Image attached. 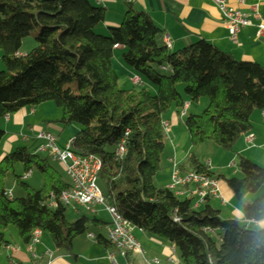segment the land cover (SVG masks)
I'll use <instances>...</instances> for the list:
<instances>
[{
  "label": "trees",
  "instance_id": "obj_1",
  "mask_svg": "<svg viewBox=\"0 0 264 264\" xmlns=\"http://www.w3.org/2000/svg\"><path fill=\"white\" fill-rule=\"evenodd\" d=\"M121 25L96 34L106 11L88 0H0V120L23 110L54 104L57 124L75 127L70 150L77 157L100 161L97 185L107 207L143 234L174 248L180 264H264V170L240 159L241 179L215 177L194 156L187 164L198 176L222 181L238 204L243 223L223 220L210 200L195 209L167 188L154 185L165 151L163 116L188 102H207L201 115L184 119L192 147L211 143L234 154L236 142L251 130V117L264 113V68L236 62L205 42L171 53L162 34L144 14L126 4ZM33 33L35 47L20 50ZM114 48L121 62L140 79V88L120 89L112 67ZM165 70L167 76L158 72ZM182 88V94L176 90ZM153 90L150 92L146 89ZM4 134L0 132V143ZM123 144L124 155L116 157ZM21 166L42 179L33 191L14 175ZM10 177L23 197L5 198ZM69 189L49 162L18 148L0 161V252L7 248L3 233L12 227L23 246L31 234L48 236L53 248L71 253L73 243L92 235L103 248L106 224L97 217L66 220V209H50L51 198ZM262 194L253 202L248 200Z\"/></svg>",
  "mask_w": 264,
  "mask_h": 264
},
{
  "label": "crops",
  "instance_id": "obj_2",
  "mask_svg": "<svg viewBox=\"0 0 264 264\" xmlns=\"http://www.w3.org/2000/svg\"><path fill=\"white\" fill-rule=\"evenodd\" d=\"M222 1L227 9L247 16L252 24L251 28L242 29L239 32L237 36L238 46H234L229 42L227 32L223 27V18L218 9L208 0H134L130 6L133 10L146 15L151 20L153 26L162 34L161 44L164 45V40L167 41L171 53L188 49L199 42H205L220 52L231 56L236 62L257 64L264 68V38H256V27L259 24L264 26V0ZM88 2L92 6L106 11L104 24L100 26L102 34L107 35L109 30L117 29L121 25L126 11L124 0H101L99 5L96 4L95 0H88ZM254 7L257 8L259 22L251 18L252 8ZM121 55L122 50L120 48L114 49L112 67L118 77L119 88L129 90L132 88L130 78L133 75L123 66ZM160 71L162 73L166 72L165 70ZM167 75H169V72H167ZM146 89L153 92L149 87H146ZM198 103L194 105H198ZM190 109L191 105H188L186 112ZM35 117L36 112L30 109L29 113H25L23 110L11 118L7 117V120L4 119L6 121L2 132L4 138L0 143V161L16 149L26 147L20 146V142L15 141L16 137H19V134L24 132H27V134L31 132L33 136L30 140H33L40 133L54 138L55 136L51 135L49 131L59 132L60 138L64 135L67 136L66 145L78 133L77 128L70 126L60 131L59 128L50 126L43 130L41 123L48 125L51 122L45 120L37 122L36 119H32ZM28 119L31 120V123H29L30 121L27 122ZM183 119L184 117L180 116V111L175 109H171L163 116V124L168 127L169 133L165 135V151L160 163V168L163 164L165 172L162 176L158 175L155 178L158 184L156 187L168 188L172 175L171 165L177 167L179 177H185L194 171L187 164L188 158L191 155L194 157L196 155L192 154L189 148V137L184 129ZM248 137L254 138V143H248ZM32 145L30 144V146ZM234 151V154H226L227 156H224V162H215V165L211 161L201 164L196 157L195 159L200 166H208L209 172L213 173L215 177L220 176L224 180L237 178V172L233 177L222 175L221 172L227 173L226 171L230 170V166L232 168L235 167L233 162L239 163L240 159H244L264 170V120L262 119V113L255 112L252 115L251 130L246 136L241 137L236 142ZM229 156L231 160H228ZM5 189L11 194L13 193V188L7 189L5 186ZM217 189L219 197L210 200V206L212 207V203H215L217 207L212 208L220 213L221 219L232 220L242 224L244 221L238 204L224 182L217 181ZM177 193L179 194L178 198L181 200L197 202L196 188L193 186L178 189ZM257 198L256 196L250 198L248 202L251 203ZM201 208L202 204L197 209ZM75 213L76 215L78 214L77 212ZM78 218L79 216L77 215ZM97 218L102 220L99 217ZM102 221L107 224L104 220ZM252 225L260 229L264 228V222ZM6 231L3 235L8 246L0 252V264H111L108 259L110 256H113L116 264H146L145 261L155 259L159 260L161 264H168L166 260L172 256V247L156 241L143 233H136L134 236L143 253V257L130 255L126 258H121L113 248H103L95 242H88L84 238L77 239L73 243L72 251L69 254L56 251L52 245L46 241L44 242L42 236L38 243L29 251L26 246L22 245L16 232H14L15 234L9 232V235H7L8 232L6 233ZM174 258L179 262L177 254H175Z\"/></svg>",
  "mask_w": 264,
  "mask_h": 264
},
{
  "label": "built area",
  "instance_id": "obj_3",
  "mask_svg": "<svg viewBox=\"0 0 264 264\" xmlns=\"http://www.w3.org/2000/svg\"><path fill=\"white\" fill-rule=\"evenodd\" d=\"M99 5L101 0H95ZM126 4H131L134 0H124ZM219 11L223 18V27L227 32L229 42L234 46H238L237 36L242 29L251 28L252 24L248 17L241 15L236 11H232L226 8L225 3L222 0H208ZM251 18L259 22V16L257 14V8H252ZM256 38H264V26L259 24L256 27ZM164 46L169 50V44L164 40ZM117 49V48H114ZM130 84L133 88H140V79L136 76L130 78ZM188 105L185 104L180 110V116L185 117ZM7 120V118H5ZM262 119L264 120V113H262ZM5 120V121H6ZM164 133H169L168 127L163 125ZM19 142L22 145H28L27 149L33 156H39L46 159L49 163L60 166L68 180L69 189L67 192L61 194L55 203L51 198L50 209H56L59 205L63 208L77 207L83 209L89 217H97L99 213L103 212L109 217V223L105 225L102 230V235L106 243L111 245L121 258H126L129 255H139L143 257V253L135 241V234L142 233L139 229L121 219L116 212L106 206L103 194L99 190L97 185V177L101 169L100 161L93 157H77L71 150L70 145H66L64 148L58 147L56 140L47 134H37L33 140L20 135ZM247 142L254 143V138L248 137ZM124 155L123 144L119 146L116 151V157L121 158ZM172 175L170 178V185L167 190L174 193L178 197L177 190L187 186H193L196 188L197 202L194 206L198 208L206 199H217L218 189L217 181L198 176L195 172H191L185 177H179L177 167L171 165ZM208 167V166H207ZM29 176V175H28ZM5 198L9 201L12 200L11 192L5 193ZM74 209V208H73ZM41 237L39 231H34L31 234L30 244L27 249L36 245ZM88 242H94L92 235L86 236ZM172 256L166 260L168 264H180L175 260L176 254L174 248L171 249ZM109 262L116 264L113 256H110ZM146 264H161L159 260L145 261Z\"/></svg>",
  "mask_w": 264,
  "mask_h": 264
},
{
  "label": "rangeland",
  "instance_id": "obj_4",
  "mask_svg": "<svg viewBox=\"0 0 264 264\" xmlns=\"http://www.w3.org/2000/svg\"><path fill=\"white\" fill-rule=\"evenodd\" d=\"M96 34L103 37V38H106L108 37V34L107 35H104L100 32V27H98L96 29ZM36 36V33H33L29 38H27L26 40L23 41L22 43V47H21V50H20V54L21 55H26L28 53H30L32 51V49L35 47L34 45V37ZM3 70L2 68V64H1V54H0V72ZM158 74L160 76H166L167 75V72L165 73H162V72H158ZM121 89V88H120ZM176 90L178 91L179 94H182V88L179 86L176 88ZM187 105H191V109L186 112V115L184 117V119L189 116V115H193V116H198V115H201V113L205 110V108L207 107V102L205 100H200L198 105H194V104H191V103H186ZM29 110L30 109H26L24 110L25 113H29ZM34 112H36V117L35 118H32V119H36L37 122L39 121H50L51 123H49L48 125H44L42 124L41 122V125H42V128L43 130H45V128L47 126H50V127H57L59 128V131L61 129H63L60 125H56L58 122V119H60V112L56 109V107L54 106V104H45V105H42V106H39L37 108H34L32 109ZM12 116H10L11 118ZM30 118V117H29ZM31 119V118H30ZM28 119L27 122L31 123V120ZM183 119V121H184ZM57 120V121H56ZM36 122V123H37ZM47 123V122H46ZM56 123V124H55ZM5 127V121L4 119L0 120V132H3V128ZM22 133V132H21ZM49 133L53 136H55V140H56V143L58 145V147L60 148H64L67 144V141H68V138L66 135L64 136H61L60 138V133L59 132H52V130L49 131ZM19 135H22V136H25L27 138H31L33 135L31 134V132L27 134V132H24L23 134H19ZM15 141H18L19 142V137L17 136L16 137V140ZM19 145L21 146L22 144L19 143ZM23 146H26L27 148L30 146V143L28 145H23ZM189 148L191 149V153L196 155V159L202 164H205L207 161H211L213 162V165H215V162L216 163H222L224 162V156H227L226 154L228 153H225L223 151H221L219 148H217L215 145L211 144V143H204L203 145L201 146H198V147H192L190 145V142H189ZM219 154V155H218ZM42 158V157H41ZM229 159L228 160H231L230 156L228 157ZM44 159V158H43ZM51 168L58 174V176L61 178V180L64 182V183H68V180L62 170V168L56 164H53V163H49ZM233 164L235 165L234 168H232L230 166V170H225L227 173H223L221 172L222 175H228L229 177H233L234 174L237 172L238 176H237V179H241L239 173H238V162H233ZM163 164L160 168V173L158 175H163L164 172H165V169L163 168ZM14 175L18 178H21L22 179V182L27 185L30 189H32L33 191H40L41 188H42V179H41V176L35 172V171H32L31 173H29L28 175H24L23 174V171H22V167L17 165L15 166L14 168ZM154 185L157 186V181L154 180ZM5 186L7 189H10V188H13V193H12V197L17 199L18 197H23V193L14 186L13 184V181L10 177H7L6 180H5ZM99 190L103 193V188L101 186H98ZM262 194V191L256 196V197H259L260 195ZM212 207L216 208L217 206L215 205V203H212ZM74 208V209H73ZM69 207V208H66V212H65V216H66V220L68 223H74L76 220H77V215L79 217H89L88 214H86V212L81 209V208H77V207ZM222 211V210H221ZM77 212L78 214L76 215ZM224 212V211H222ZM99 218H101L102 220H104L105 223H109V217L101 212L98 214ZM8 232V233H7ZM9 232H13V234H15L14 232L15 229H13L12 227H9L8 228V231H6L7 235H9ZM42 239L44 240V242H48L50 245V241H49V238L48 236H45V235H42ZM130 256V255H129Z\"/></svg>",
  "mask_w": 264,
  "mask_h": 264
}]
</instances>
